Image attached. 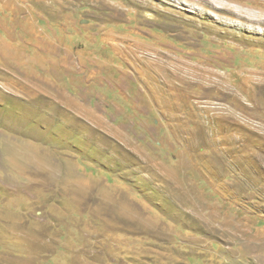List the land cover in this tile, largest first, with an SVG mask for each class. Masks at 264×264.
I'll use <instances>...</instances> for the list:
<instances>
[{"label":"rangeland","instance_id":"rangeland-1","mask_svg":"<svg viewBox=\"0 0 264 264\" xmlns=\"http://www.w3.org/2000/svg\"><path fill=\"white\" fill-rule=\"evenodd\" d=\"M245 24L204 0H0V264H264Z\"/></svg>","mask_w":264,"mask_h":264},{"label":"bare ground","instance_id":"bare-ground-1","mask_svg":"<svg viewBox=\"0 0 264 264\" xmlns=\"http://www.w3.org/2000/svg\"><path fill=\"white\" fill-rule=\"evenodd\" d=\"M204 3H207L209 7L215 8L222 12H225L227 15H230L234 18V22L236 25L240 27H245L247 24L245 23H253L252 26H260L264 27V14L263 11L255 13L254 11H250L248 8L241 9L235 8L234 5H228L227 3H218L219 6H216L213 3V0H204ZM264 29V28H263Z\"/></svg>","mask_w":264,"mask_h":264}]
</instances>
